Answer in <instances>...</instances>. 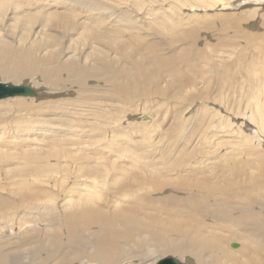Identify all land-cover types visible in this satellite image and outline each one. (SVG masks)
<instances>
[{
    "label": "bare ground",
    "instance_id": "obj_1",
    "mask_svg": "<svg viewBox=\"0 0 264 264\" xmlns=\"http://www.w3.org/2000/svg\"><path fill=\"white\" fill-rule=\"evenodd\" d=\"M11 1L0 0V24L10 15L17 14V9L20 12L34 9L46 12L37 16L35 11L21 19L25 24L32 22L29 25L31 29L22 24L10 25L4 32L0 30V76L12 80L13 84L25 85L39 79L45 84L40 87V92L35 89L36 96H15L36 97L29 98L30 102L17 98L8 104L9 101L5 99H13L8 97L0 103V122H3L0 130L18 134L7 136L15 139L9 145L0 142V164L18 161L20 164L12 173L16 175L21 172L22 176L25 175L21 180H17L19 176H16L17 181H11L14 187H9L10 180L14 179L6 181L0 177V264H161L164 257L172 255L184 264H264V173H252L250 176L249 159L234 162L229 156L226 163H221L213 158L215 171L226 174L225 186L221 188L209 186L200 177L205 172L213 171L202 160L206 153L212 152L204 153L203 149L193 148L183 151L180 148L154 149L148 152L151 160L146 156L139 166L115 164L113 161L101 168L86 165V169H83L86 178L78 180L76 184V181L70 182L67 177H63L62 173L60 175L59 170L55 178L56 171L53 172L54 167L48 164L49 157L59 156L60 148L47 150V153H43L47 157L39 156L43 152L39 145L37 149L40 153L24 150L29 146V137L34 132L31 139L40 143L41 137H47V130L56 131L59 128L42 117L53 119V116L77 115L81 111L86 115L82 119L79 116V122L87 124L85 121L92 118L99 121L93 125V131H99L98 134L87 131L98 137L99 145L119 151V143L123 141L121 132L103 135L107 130L105 125L108 127L111 124L106 119L112 106L108 100L120 104L119 101L131 96H149L153 90H161L164 94L159 83L155 84L163 73L171 76L172 85L178 91L193 84L183 74L182 67H198L200 62L195 61L196 57L202 58L208 53L204 55L198 42L192 41L201 36L196 26L195 30L192 27L187 34L181 31L179 36L185 38L187 45L180 52L166 51L160 44L151 42L147 47V58L145 55L143 61H136L134 56H130L129 63L122 65L124 63L120 59L112 63L117 56L115 53L127 56L123 55L125 46L120 47L121 40L113 39L110 50L107 46L105 53L103 48L100 53V46H97L99 51L97 47L93 50L92 45H89V51H83L82 54L77 51L86 43L101 44L104 41L106 45L108 35L100 27L106 23L105 17L103 13L99 14V10L105 6L99 0L98 3L90 0H30L25 4L21 0L18 7L10 5ZM258 9L251 8L223 21L220 27L224 31L232 30L224 39H221L223 35L219 37L222 43L224 40L229 41L226 42L227 46L223 43L224 47L228 49L234 37L242 33V20L261 16L264 21ZM80 10L85 12L87 20H80ZM121 14L118 16L122 19ZM90 22L101 30H93L88 25ZM247 25L255 26L256 21ZM37 26L42 28L35 30ZM45 28L48 32L44 31ZM41 33L44 35L41 36ZM57 33L66 41L75 34L78 36L73 38L70 51H66L64 46L59 50L54 48L57 43L60 44ZM255 35L250 34L248 37L254 39ZM214 46L215 51H211L216 54L219 47L216 49ZM215 57L218 59L219 56L212 58ZM201 69L199 73L205 70ZM213 77L212 74L208 81L213 80ZM55 97L57 102L49 100ZM96 98L106 104L104 115L91 113V101ZM253 117L256 123L259 121L263 124L264 113L257 112ZM242 123L250 126L247 121ZM63 125L68 126L65 123ZM40 131L42 134L39 135ZM112 152L115 153L114 149ZM196 155L200 157L195 164L187 166L186 161ZM155 158L160 163H155ZM42 159L47 163L37 162ZM255 162L258 167L264 168L263 156H258ZM75 188L78 191L73 193ZM256 207L260 210H256ZM233 239L242 241L238 249L231 246ZM236 245L235 248L238 247Z\"/></svg>",
    "mask_w": 264,
    "mask_h": 264
},
{
    "label": "rangeland",
    "instance_id": "obj_2",
    "mask_svg": "<svg viewBox=\"0 0 264 264\" xmlns=\"http://www.w3.org/2000/svg\"><path fill=\"white\" fill-rule=\"evenodd\" d=\"M20 1L21 0H12L10 5L18 7ZM29 1L30 0H23V3H28ZM90 1L98 3V0ZM245 1L248 0H99V3L105 6L100 9L101 11L99 10V14L103 13L106 22L104 23L105 25H100V27H102V30L104 29L106 31V34L108 35L107 40L111 39V37L112 40H109L110 43L105 40L106 45H104V41L101 44L94 42L87 45L86 43L84 46L77 49V51L82 54L83 51H89L91 49L89 48V45H92L94 46L93 50L95 47L100 46L101 49L98 47L96 49H98V51L100 49L101 53L103 48V53H105L110 48L109 46L111 45V41H113V39L118 41L121 40L120 47L123 48L125 46L123 55L126 56L127 54V56L124 57L115 53L114 55L117 56L112 63H115L117 59H120L122 63H124L122 65H126L130 61V56H134V60L136 61H143L145 55H147L145 56L147 58L149 56L147 53V47H149L151 42H156L158 45L160 44L166 51L180 52L179 50L182 49L183 46L187 45L185 38L179 36L181 31L183 34H187L196 26V30H198L201 34V39L197 38L195 40L193 38L194 40L192 41L198 42L201 48L199 45L197 46L202 49V53L204 55H206L205 52L208 53L205 57L202 56L203 59L201 57H196V60L194 59L197 63L199 60L200 63H198V67H182L183 74L186 78L189 77L193 84L186 85L184 89L179 88L180 91H178L172 85L171 76L167 73H163L160 80L155 82V84L157 85L159 83V86L164 91V94L161 90L157 92L153 90V94L149 96H131L126 98L125 101H119L120 104L116 101L108 100L112 103V106L107 112L106 119L111 122V124L108 127L104 124L107 130L106 132L104 131L103 135L107 133L109 135H114L117 132H121L120 135L122 136L123 141L119 143V151L117 148L111 149L110 147H102L99 145V141H97L98 137L90 135V132L93 135H96L95 133H99V131H93L94 123L99 121H96L95 118L88 119L85 122L89 125L79 122V119H82L81 117H85L86 115L81 111L77 115L69 114L68 116L71 115L70 118L68 116L59 115L58 117L53 116V119L49 116L42 117L43 119H46V121L49 120L52 125L57 124L56 126H59V128L56 131H52V129L47 130V137H41V141H39L40 143H38V140L31 139L35 135L34 132L33 136L29 137L30 143H27L29 146L23 149L34 151V153H40V150L37 149V145H39L42 146L41 151H43L39 154V156L47 157L43 155V153L45 154V152L47 153L49 150L60 148L59 156H54L53 158L49 157L48 164H50L49 166L54 167L53 172L56 171L54 173L55 178L57 171L59 170L60 175L62 173L63 177H67V180L70 182L76 181V184L79 182L78 180L86 178V173L83 170L86 169V165H89L92 168L94 166L96 168H101L113 161L112 163L115 164L124 163L126 166H139L145 161L146 156L147 159L151 160L148 158L149 151L161 149L167 150L168 148H171V150L174 148H180L182 151L188 148H193L203 149L202 151L204 153L212 152L206 153L202 160L207 166L213 168V171L205 172L200 175V177L206 180L209 186H225L226 174L215 171L216 169L213 163V158L221 163H226L229 156H231V160L234 162L249 159L251 163V167L249 168L250 176L252 173H264V168L258 167V163L255 162L258 156L264 157V155H262L264 154V122L263 124L259 121L256 123L255 117H253V115L257 112L262 114L264 113V86H262L264 85L262 84V82L264 83L263 18H261V16H257L248 20H242L241 27L243 28V31L240 34L238 33V36L234 37V41H231L234 45L231 43L228 49L227 47H224V45L227 46L226 42L229 41L224 40L225 43L223 42V45L221 40L224 39L226 34L229 35L232 31H224L220 27L224 20H230L255 7H259L258 11L260 12V15H262V17L264 16V0H252L253 2ZM105 10L107 12H104ZM9 11H12V9ZM16 11L17 14L10 15L4 23L0 24V30H3L1 32H4V30L10 25L20 26L23 24L27 26V29H31L29 25L32 22L25 24L21 22V19L31 15L35 11L37 12V16L45 14L46 12V10L42 11L41 9H34L33 11L29 10L28 12H20L18 9ZM82 11L83 10H80L82 15L80 20L85 21L87 20L84 14L85 12ZM104 13H106V15ZM118 14H121V16L123 15L122 17L124 19H121ZM251 21H256V25L249 27L247 23ZM165 22L168 23V25ZM88 25L95 31L101 30L100 27L97 28L98 25L91 22ZM40 28L42 27L37 26L35 27V30ZM195 28L193 30H195ZM183 29H185V31H183ZM244 29H246L245 33ZM44 31L48 32L46 28ZM57 34L60 38V44L57 45V43L54 48L59 50L64 46L66 51H70V46L74 43L73 38L77 35H73V38L68 37L69 39L67 38L66 41L61 34ZM250 34H257L259 37L255 35L253 36L254 39H250L248 37ZM40 35L43 36L44 33H41ZM221 35L223 36L219 39ZM235 38L237 42H235ZM234 42L236 43V46ZM217 43L219 44V48L217 47ZM143 44H146V46ZM214 44H216V47ZM212 45L216 49L218 48L217 50L220 52L217 53L216 50L215 54V52H213L215 49ZM107 46L108 49H105ZM234 46L236 49L233 48ZM259 46L261 48H259ZM206 48L208 49L205 51ZM211 49L214 50L211 51ZM223 49L225 50L223 51ZM242 49H245V51L243 52ZM210 53L214 54L212 55ZM255 53H259L263 57L259 54L256 55ZM214 56L219 57L218 59L216 57L212 58ZM202 61H206V64H201ZM222 62L224 64H221ZM204 65L207 67L205 66V68ZM227 65L228 67H226ZM200 66H203V70L205 69L203 73H199L201 69ZM212 74L214 75L213 80L208 81ZM220 76L224 77L217 79ZM0 81L4 83L13 82L12 80L3 79L2 76H0ZM43 84L45 83H43L41 79L37 82L30 81L25 83V85H29L39 92L40 87L44 86ZM17 98L19 100L25 99L29 101V98L35 99L36 97ZM17 98L13 97L14 100L12 98L5 100L7 102L9 101L8 104H11L16 101ZM55 98H51L49 100L57 102V97ZM0 100V103L5 101L3 99ZM105 105L102 100L98 98L93 99L90 107L91 113L104 115ZM78 117L79 119L77 120ZM67 119H69V121ZM243 121L249 122L250 126H246L245 123L243 124ZM73 122H75V124ZM2 123L3 122H0V125ZM64 123L68 124V126L63 125ZM78 124H81V126L79 125L80 128H78ZM83 124H85V128L83 127ZM86 125L88 128H86ZM74 127L77 130H75ZM3 131H5V133L2 135ZM38 134L40 135L42 132L40 131ZM10 135L14 137V135L16 136L18 134L4 129L0 130V142L8 145L11 144L15 139L7 137ZM42 142L45 144L43 145ZM64 142L66 143L63 144ZM113 149L115 153L112 152ZM253 149H255V151ZM257 151H260L261 154ZM158 152L159 151H157L156 154H158ZM158 155H156V157ZM5 157L8 156H2L1 158ZM199 157V155H196L191 160L186 161L187 166L195 164V161ZM153 161H155V163H160L158 158L153 159ZM37 162L47 163L46 160L43 161V159L38 160ZM19 164L20 162L18 161L11 163H9V161H4L0 164V177L6 181H9V178L14 179L10 180L9 187H14L11 181L15 182L23 179V176L25 177L24 174L23 176L20 174L21 172H19L18 169L17 171L19 173H16V175L12 173L14 168ZM99 164L102 165L97 166ZM66 166L73 168L68 169ZM16 176H19L18 178L20 179ZM16 178L17 180H15ZM76 191L78 190L75 188L73 193H76ZM256 210H260V208L256 207ZM233 243L238 244V247H233L234 249H238L242 244V241L240 239H233L231 246ZM176 258L184 264L181 259L178 257Z\"/></svg>",
    "mask_w": 264,
    "mask_h": 264
},
{
    "label": "water",
    "instance_id": "obj_3",
    "mask_svg": "<svg viewBox=\"0 0 264 264\" xmlns=\"http://www.w3.org/2000/svg\"><path fill=\"white\" fill-rule=\"evenodd\" d=\"M37 91L27 85L4 83L0 81V99L15 97V96H36ZM233 246H237L233 244ZM166 264H180V262L173 256L164 257L162 263Z\"/></svg>",
    "mask_w": 264,
    "mask_h": 264
}]
</instances>
